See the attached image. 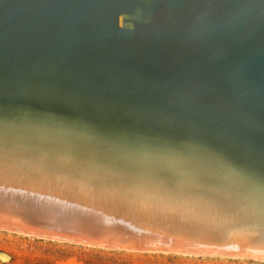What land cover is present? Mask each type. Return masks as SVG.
<instances>
[{
	"label": "water",
	"instance_id": "95a60500",
	"mask_svg": "<svg viewBox=\"0 0 264 264\" xmlns=\"http://www.w3.org/2000/svg\"><path fill=\"white\" fill-rule=\"evenodd\" d=\"M75 81L84 87L67 88ZM151 97L150 107L145 102ZM20 101L35 117L28 123L67 134L74 147L97 146L105 156L114 148L155 156L151 173L169 183L158 188L146 181L126 183L138 189L127 190L129 196L148 195L157 201L153 205L176 201L182 213L187 202L200 210L206 201V209L220 212L212 192L231 184L216 175L186 181L189 174L181 168L191 171L188 159H205L218 170L225 165L208 149L197 148L193 138L235 146L245 155L264 152V0H0V127L17 126ZM203 113L233 121L241 134L209 125L200 120ZM123 120L128 126L120 125ZM169 130L181 135L171 139L176 148L165 149ZM184 135L191 139L187 144ZM22 154L4 149L0 164L4 156L16 163ZM30 156L35 177L41 173L45 183L60 178L59 167L41 170L39 158ZM140 166L143 177L149 169ZM24 167L31 173V166ZM66 171L77 179L90 173L83 167ZM91 184L98 194L99 186ZM73 197L89 202L78 190ZM262 227L263 222L253 223L259 234Z\"/></svg>",
	"mask_w": 264,
	"mask_h": 264
},
{
	"label": "bare ground",
	"instance_id": "6f19581e",
	"mask_svg": "<svg viewBox=\"0 0 264 264\" xmlns=\"http://www.w3.org/2000/svg\"><path fill=\"white\" fill-rule=\"evenodd\" d=\"M123 21L122 17L118 21L121 27L123 26ZM48 85L45 84V86ZM73 85L75 86L70 84L67 88L74 89L78 87V89H81L84 87L78 81H75ZM154 99V97H151V99L148 98V101L145 103H149V106L155 104L153 103ZM138 102L143 103L140 100ZM19 106L22 114L19 120L16 121L17 126H12L13 128L11 129L9 127H0V151L7 149L13 152L23 153L21 158H16L18 159L16 163H11L9 161L10 158L4 156V164H0L2 165L0 166V178L2 180V183L0 182L2 184V194L0 195V228L6 227L11 231L37 237L44 236V238H48L47 236H57L79 242L81 240L72 235L79 233L73 229L70 231L64 225V222L72 221V223L75 222L78 224L81 221L83 225H86L88 219L93 217L100 224L108 226L106 222L113 221L116 217H119V221L123 220L124 223L136 229L138 232L147 231L151 226L156 228L154 235H157L155 236L157 240L160 236L166 242L169 240L173 241L174 246L172 248L181 253L188 255L197 254V256L204 254L211 255L212 253H215V255H220L218 253H226L228 256L231 254V257L234 255L249 254L253 260L264 262V228L262 227L260 230L257 228L262 234L257 233L256 229L253 228V223L257 221L264 223V215L261 214L264 213V152H260V155L257 156L245 155L235 146L226 147L218 145L216 142L208 139L193 138L197 148L208 149L210 153L217 155V162L220 160L225 165L221 166L222 170H218V168H214L205 159H201L202 161L188 159L187 163L191 167V171H187L184 167L181 168V173L189 174L183 178L188 181L189 177L192 178L194 175L199 177L216 175L217 177L225 178L226 182L231 185L226 188L216 186L217 189L212 192V194H215V201L212 203L213 206L223 213L219 211L212 213L206 209L209 206V203L206 201L204 202L205 209L201 205L197 206L200 210L194 209V204L189 205L193 202H187L188 206L182 207L185 210L182 213L175 209L178 208L175 203L176 201L173 202L171 200L167 205L161 202L153 205L152 203H157V201L150 200L151 197L148 195L144 196L143 200H140L136 196H129L127 194L130 190L138 189L135 187L130 188L129 186L124 187L126 183L134 185V183H138L139 181L152 182L153 188H158L160 183L162 185L169 183L170 180L167 177H160L151 173V169L155 168L153 165H157L155 156L146 151L144 153L142 150L134 152L121 148L110 149L107 156H105L106 154L104 155V152L97 146L80 145L74 147L76 145L70 142L71 139L67 134L60 135L57 131H51L50 129L41 127L39 123H35L36 125L34 126L28 123L29 121L35 120V117L27 113L22 101L19 102ZM172 107L175 109L174 105ZM47 109L49 111L51 105ZM178 111L187 116L196 115L194 112H188L183 109H178ZM206 115L203 113V116H200V120L207 121L209 125H218L216 128L227 134L231 132L241 134L242 130L238 132L240 129L233 121L215 118V115L213 116L212 113L208 114V117H204ZM44 118L46 120L50 119L51 113L46 112ZM4 124L9 126L11 123L5 120ZM120 125L128 126L127 123H124V120ZM133 126L136 131H142L137 124H133ZM152 126L154 129L161 128L158 124ZM250 129L244 131L249 136H253V129ZM58 131L63 133V131ZM169 131L171 132L165 133L166 136L170 137L169 140H163L165 142V149L176 148V146H171V139H176L181 135L179 132ZM153 133L150 132V135L155 137ZM185 140L186 144L191 141L187 136H185ZM30 154H34V157L39 158L41 170L47 168V166L59 167L60 173L58 174L60 178L54 179V177H51L45 183L39 179L43 176L41 173H38L39 176L35 177V173L32 170L37 166L35 168L32 167V165L36 164L32 159L33 156H30ZM23 163H27V165H23ZM166 163L170 167L171 165L174 166V162L171 159L166 161ZM142 164H145V167L149 169L143 177L139 173L140 169H142V166H140ZM24 166H31V173L27 174V168ZM81 167L88 168L90 171L86 178L83 179L71 178L70 173L66 171L67 169H79ZM244 168H247V170ZM100 172L104 173L103 176H101L102 174ZM95 180L99 181L96 182ZM91 181H94L99 186L96 191L98 194L93 193ZM27 186L32 188L33 193L38 194H34V198L37 196L46 202L41 205V209L38 211L48 209L47 212L37 213L36 211L34 213H28L31 215V219L28 220L31 224H36L38 229L26 223V227L23 228L20 225H12L8 222H16L9 217L20 218V214L11 200L19 196V189H26ZM146 188L148 187H142L144 190ZM75 190H78L80 195L84 196L89 202L74 198L73 194ZM206 191L207 189H204L202 192L206 194ZM74 201H77V204ZM79 203H83V207L88 209V211H92V213L87 212V210L82 211ZM65 204H68V206H64ZM74 205H76V208L73 209L72 207ZM17 206L20 205L17 204ZM68 208H71L73 214H68ZM130 210H134V212ZM256 213L260 215L257 216L255 215ZM4 215L8 217L6 218ZM238 216V219L241 216L245 220V224L243 223L242 226H238L239 228L228 226V224L226 226L222 225L226 218L236 217L237 219ZM173 218L177 221H172L174 220ZM149 221L150 223H148ZM68 231L70 234L65 233ZM86 240L90 241L89 239ZM252 242L254 244L256 243L257 246L255 247L254 244H251ZM159 246L157 247L159 248ZM164 248L162 246V249Z\"/></svg>",
	"mask_w": 264,
	"mask_h": 264
},
{
	"label": "rangeland",
	"instance_id": "374dc122",
	"mask_svg": "<svg viewBox=\"0 0 264 264\" xmlns=\"http://www.w3.org/2000/svg\"><path fill=\"white\" fill-rule=\"evenodd\" d=\"M28 188L31 192L33 191L28 186L26 189H19V196L11 200L14 207L17 208L20 218L9 217L16 222H8L12 225H20L23 228L26 227L25 223L33 226V228H37L36 224L28 222V219H31V215L28 213L36 211L37 213L47 212L48 209L38 211L41 209V205L46 202L37 196L34 198V194L28 193ZM33 198L39 200L37 201ZM74 202L77 204V201ZM16 203L20 206H17ZM66 205L68 206V204L64 206ZM79 205H81L82 211L87 210V212L92 213V211H88V209L83 207V203H79ZM72 208H76V205ZM81 210L79 211L81 212ZM68 214H73L71 208H68ZM4 217L7 218L8 216L4 215ZM118 218L116 217L113 221H109L108 226L100 224L93 217L88 219L86 225H83L81 221L78 224L72 223V221L64 222V225L70 231L73 229L79 233L76 235L72 234L81 240L79 242L57 236H47L48 238H44V236L37 237L11 231L6 227L0 228V264H264V262L253 260L249 254L234 255L232 257L230 254L229 257L226 253H218L220 255L212 253L211 255L204 254L198 256L197 254L188 255L181 253L172 248L174 246L173 241L169 240L166 242L160 236L161 242L159 239L157 240L155 237L157 235H154L156 228L151 226L152 228L149 227L150 229H147V231L138 232L124 223L123 220L119 221ZM238 218L239 216L237 219L236 217L226 218L222 225L226 226L228 224V226L239 228L242 226L240 221L241 219L243 221L244 217L240 216V219ZM65 233L70 234L69 231ZM85 238L89 239L92 243ZM251 244L254 243L252 242ZM162 246L163 248L167 246V248L162 249ZM254 246L256 247L257 244L255 243Z\"/></svg>",
	"mask_w": 264,
	"mask_h": 264
}]
</instances>
